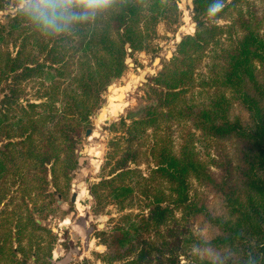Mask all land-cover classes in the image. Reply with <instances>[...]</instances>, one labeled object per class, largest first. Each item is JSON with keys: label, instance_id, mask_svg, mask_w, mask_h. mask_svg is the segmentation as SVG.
<instances>
[{"label": "trees", "instance_id": "trees-1", "mask_svg": "<svg viewBox=\"0 0 264 264\" xmlns=\"http://www.w3.org/2000/svg\"><path fill=\"white\" fill-rule=\"evenodd\" d=\"M8 1L0 0V7ZM192 2L194 31L184 33L172 56L143 81L148 96L153 93L154 97H150L138 117L121 114L109 124L112 130H127L130 141L146 136L150 129L152 140L143 149L145 141H139L136 147L127 145L120 153L117 142L111 145L106 158L123 154L115 162L123 165L117 167L112 176L94 184L96 197L104 198L110 193L116 201L123 202L137 192L138 199L148 207V214L139 212V219L128 220L126 226L116 224L111 229L110 244L115 249L122 247L124 254L135 249L133 241L141 232L163 222L172 209L184 208L189 213L200 214L217 229L209 238L191 229L184 235L192 264H264L263 19L256 15L248 0H219L224 7L215 16L209 15L208 10L217 0ZM37 7L48 6L29 0L0 20V84L4 85L0 88L4 91L0 98V140L2 136L7 139L0 144V199L8 192L9 186L3 184L9 173L17 174L21 166L16 156L21 150L9 146L22 142L12 139L21 135L17 131L21 133L35 127V115L39 114L50 126L58 124L64 135L57 142L54 137L48 140L52 150L58 149L56 156L59 157L55 158L62 162L63 157L69 158L75 143L71 129H85L84 123L98 105L101 91L122 74L126 55L148 50L155 25L160 19L171 21L172 13L177 10L176 0H108L106 4L94 6L82 0H55L57 15L61 17L58 19L60 30L56 31L38 19ZM219 18L225 21L218 22ZM27 28L32 32L24 33ZM45 33L48 39H39V35ZM16 36L21 37L19 42H14L17 49L12 54L7 46ZM27 36H33L37 54L24 52ZM55 39H73L76 59L72 68L65 67ZM206 50L219 60V69H212L214 76L197 78L195 68ZM30 78H39L42 84L48 81L50 85L43 86L47 87L42 92L44 100H27L22 105L18 100L23 89L21 84ZM196 86H214L216 90L205 100L195 101L192 94ZM111 91L112 86H109V93ZM189 93H192L190 97ZM234 103L239 105L240 111H233ZM7 110L14 111L12 116L16 111L24 113L12 123L4 124ZM175 120L190 121L201 132L217 139H235L232 169L226 165L225 173L216 177L199 158L192 141L186 139L175 147L170 131ZM51 155L46 149L42 155H37L39 158L35 157L39 168L32 174L31 184L23 187V193L34 187L39 193L63 195L57 187L55 190L47 188L49 169L46 165L54 161ZM142 157L154 161L147 174H143L140 167L124 164L130 159L137 165ZM158 177L159 181L154 184ZM192 177L208 183L219 193L221 214H214L206 204L190 198ZM85 199L84 204L88 197ZM128 216L130 213H124L120 218ZM206 247L217 250V257L200 256L198 250ZM142 252L119 264H141Z\"/></svg>", "mask_w": 264, "mask_h": 264}, {"label": "rangeland", "instance_id": "rangeland-1", "mask_svg": "<svg viewBox=\"0 0 264 264\" xmlns=\"http://www.w3.org/2000/svg\"><path fill=\"white\" fill-rule=\"evenodd\" d=\"M27 1L29 0H9L0 7V20H3L4 14L14 12L16 8L23 6ZM248 1L252 4L256 15L262 17L264 27V0ZM176 8V12L171 15L173 18L171 21L160 19L155 25L150 48L126 55L122 74L111 80L101 91L98 105L93 108L88 121L84 123L85 129L92 128L91 133L85 136V129L82 128L80 131L71 129L75 143L69 158L63 157V162L61 159L55 158L59 157L56 156L58 149L52 150V144L48 140L54 137L57 142L64 135L58 124L50 126L51 123H48L39 114L35 115V127H29L21 133L18 130L17 134L21 135L12 138L13 140H22L15 146L9 145L14 150H21V153L16 155L19 156L17 161L21 162V166H18L17 174L9 173L8 180L3 184L9 186L8 192L11 199L8 202L9 197H6L3 199L5 204L0 203V232L7 234L9 228L6 224L10 223L11 232L16 234L19 231L20 237L16 241H12L11 238L12 240L8 239L3 242L4 253L0 255V264H21L22 260H25L26 264H57L62 260H65L63 264H119L137 256L141 251H143L141 264H192L189 261L190 248H186L184 245V235L189 229L204 238H209L217 232V229L205 222L200 214L189 213L184 208H174L163 222L152 225L141 232V236L133 241L135 249L124 254L122 247L115 249L110 244L111 229L116 224L126 226L128 220L139 219L141 215L139 212L148 214V207H145L138 199L137 192H133L131 197L125 198L123 202H118L110 193L104 198L100 195L96 197L98 193L94 189V184L100 179L112 176L113 171L123 165L115 164L116 158L123 154L110 159L106 158V154L114 142H117V151L120 153L127 145L136 147L139 141H145L141 147L143 149L152 140L153 134L150 129L146 131V136L143 135L140 139L134 138L130 141L127 130H112L109 124L118 120L121 114L135 117L140 115L142 107L150 101V97H154L153 93L150 94V97L148 96L147 86L143 84L146 76L159 70L162 62L172 56L177 42L184 33L194 31L196 22L192 18V0H176ZM100 11L105 14V9ZM217 20L218 22L225 21L224 18ZM26 32L31 33L32 29L27 28L24 33ZM66 32H69V29ZM20 37L16 36L17 39L14 38L8 43L7 47L12 54L17 49L14 42H19ZM39 39L45 41L48 36L46 33L40 34ZM27 42L24 52L37 54V45L33 36H27ZM48 42L51 43L50 39ZM54 42H56L59 54L63 57L65 67L72 68L76 59V55L73 53V39H55ZM129 48L127 47V50ZM218 62V59L213 58L212 52L206 50V55L197 62L195 76L197 78L214 76L212 69H219ZM139 71L140 74H143L141 78H137ZM40 81L39 78H30L21 84L23 89L18 100L22 102V105H25L27 100L35 102L44 100L45 96L42 95V92H45L47 87L43 86H49L50 83L46 81L42 84ZM3 86L0 84V88ZM109 86H112L110 93ZM193 90V94H191L194 100L200 101L205 100L216 88L214 86H196ZM3 93L4 91L0 90V98ZM226 93L228 94V90ZM191 94L189 93L188 96L190 97ZM35 110L38 111L39 108ZM233 111H240L237 103L233 104ZM12 112L14 111H6L4 124L12 123L21 113H24L16 111L12 116ZM106 118L107 121H105ZM170 131L175 147L186 139L192 141L199 158L206 162L216 177L225 173L224 166L227 165L229 170L232 169L235 163V139H217L209 136L195 128L190 121L175 120L170 126ZM29 132H31L30 137H27ZM119 135L121 137H118ZM6 140L2 136L0 144ZM93 147L97 148L98 152L91 157L88 152L94 149ZM46 149L52 154L51 160L54 159L53 162L46 165L49 169L47 188L49 190H55L56 187L61 189L63 195L60 197L56 194L39 193L34 190V187L23 193V187L31 184L32 174L39 168L34 160L39 158L38 156L42 155ZM30 162L33 164L28 166L27 163ZM153 163L152 159L145 160L143 157L137 165L130 162V159L124 161V164L129 166L140 167L143 174L148 173L149 167ZM229 173L231 172L229 171ZM19 178L24 180L20 181ZM158 181L159 177L153 183L157 184ZM72 194L74 200L70 199ZM189 195L192 200L206 204L214 214L223 212L219 193L208 183L192 177ZM85 197H88L86 204H84ZM29 211H33L32 217L41 219L40 225H35L33 220H29V214L31 216ZM70 212H73L72 216H69ZM124 213H130V216L120 218V215ZM4 220L9 222L5 224ZM14 221L17 223L15 224ZM100 223L103 224L100 226ZM63 224L66 225L65 228H63ZM19 227L20 229H18ZM81 230H83V234ZM15 246L17 252L12 249ZM198 254L203 257L215 258L217 250L206 247L198 250Z\"/></svg>", "mask_w": 264, "mask_h": 264}, {"label": "clouds", "instance_id": "clouds-1", "mask_svg": "<svg viewBox=\"0 0 264 264\" xmlns=\"http://www.w3.org/2000/svg\"><path fill=\"white\" fill-rule=\"evenodd\" d=\"M82 2L86 3L88 6H94L98 4H106L108 0H82ZM38 3L46 4L48 6L47 8L37 7L35 9L38 14V19H40L46 27L59 31L60 25L58 19L61 17H58L57 15L55 0H38ZM223 7L224 5L217 0L216 3L209 7V15L215 16ZM48 8H51V11H49Z\"/></svg>", "mask_w": 264, "mask_h": 264}, {"label": "flooded vegetation", "instance_id": "flooded-vegetation-1", "mask_svg": "<svg viewBox=\"0 0 264 264\" xmlns=\"http://www.w3.org/2000/svg\"><path fill=\"white\" fill-rule=\"evenodd\" d=\"M8 178H9V175H8ZM10 184V183H9ZM8 191H9V189H8ZM58 194H60V196H61V193L60 192H57L56 193V195L58 196ZM6 196L5 197H3L2 199H0V203L1 204H5L4 203V201H3V199H5L6 197H9V192H7L6 194H5ZM60 196H58V197H60ZM11 199V197H9V199H7V201L9 202V200ZM70 199H71V196H70ZM33 210V209H32ZM1 211V210H0ZM29 212H31V216H30V214H29V220H34L33 221V224H35V225H40L41 223H42V221H41V219H40V222L38 223L37 221H36V219H35V217H32L33 216V211H29ZM7 222H9V221H7V220H4V223L6 224ZM15 222V224L17 223V221H14ZM7 225V227L9 228V232L6 234V233H1L0 232V255H2V253H4L3 252V250H4V244H3V242H5L6 240H8V239H11L12 241H16L17 240V236H19L20 237V234H19V231H17V233L15 234V233H13V232H11V225H10V223H7L6 224ZM18 229H20V227L18 228ZM14 234H15V237H14ZM7 235V236H6ZM12 249L14 250V251H16L17 252V249H16V246L15 247H12ZM12 250V251H13ZM22 262H23V264H26V261L25 260H22Z\"/></svg>", "mask_w": 264, "mask_h": 264}, {"label": "bare ground", "instance_id": "bare-ground-1", "mask_svg": "<svg viewBox=\"0 0 264 264\" xmlns=\"http://www.w3.org/2000/svg\"><path fill=\"white\" fill-rule=\"evenodd\" d=\"M186 22H188L187 20H185ZM143 76V74L141 73L140 74V71H139V75L137 76V78H141ZM126 88H128V87H126ZM125 88V89H126ZM124 89V90H125ZM128 92V91H127ZM121 96V98H122V95H120ZM112 112V111H111ZM113 113V112H112ZM94 148V147H93ZM97 148H94V149H92V150H89V155L92 157L94 154H97ZM88 155V156H89ZM81 187V186H80ZM82 188V187H81ZM84 193V192H83ZM79 207V206H78ZM103 223H100V226L102 225ZM81 233L83 234V230H81ZM65 260H62V261H59L57 264H63V262H64Z\"/></svg>", "mask_w": 264, "mask_h": 264}, {"label": "water", "instance_id": "water-1", "mask_svg": "<svg viewBox=\"0 0 264 264\" xmlns=\"http://www.w3.org/2000/svg\"><path fill=\"white\" fill-rule=\"evenodd\" d=\"M129 49H130V48H129ZM107 120H108V119L106 118L105 121H107ZM91 130H92L91 127H87V128L85 129V132H84L85 136H88V135L91 133ZM58 196H60V194H58ZM71 200H74V198H73V194L71 195ZM72 214H73V212H70V213H69V216H72ZM35 219H36V221H37L38 223L40 222V218L35 217ZM65 227H66V225L63 224V228H65Z\"/></svg>", "mask_w": 264, "mask_h": 264}]
</instances>
